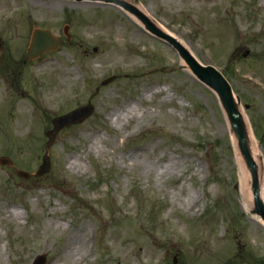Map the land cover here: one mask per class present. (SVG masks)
<instances>
[{
  "label": "rangeland",
  "instance_id": "rangeland-1",
  "mask_svg": "<svg viewBox=\"0 0 264 264\" xmlns=\"http://www.w3.org/2000/svg\"><path fill=\"white\" fill-rule=\"evenodd\" d=\"M126 1L222 72L263 189L264 4ZM37 28L63 44L27 59ZM0 46V264H264L222 103L168 42L105 1L0 0ZM89 102L50 142L52 120Z\"/></svg>",
  "mask_w": 264,
  "mask_h": 264
},
{
  "label": "water",
  "instance_id": "water-1",
  "mask_svg": "<svg viewBox=\"0 0 264 264\" xmlns=\"http://www.w3.org/2000/svg\"><path fill=\"white\" fill-rule=\"evenodd\" d=\"M80 1V0H79ZM105 2L116 3L127 11L136 16L145 26L146 30L154 36L168 42L179 54L181 59L188 65L192 73L205 85L214 90L222 103L226 112L230 126L237 139V145L241 156L244 158L246 166L251 175V190L253 195L252 213L258 215L264 221V201L260 195V181L257 170L256 161L253 159L248 147V134L245 128L243 118L238 110L239 99L234 97L232 88L226 78L213 66L203 65L199 60L184 46L178 39L169 33L164 32L152 21L144 12H142L134 4L125 0H101ZM63 44V40L54 36L48 29L37 28L33 32L32 41L26 53L28 59L40 57L43 53L55 50ZM3 50L0 49V58ZM113 79V78H112ZM108 80L106 83L111 81ZM94 112L93 105L89 102L87 105L76 108L67 114L58 116L53 119V129L49 130L47 136L50 142H53L56 135L64 128H68L74 124H79L89 118ZM9 158L2 159V162L8 161ZM51 162L48 155H44L43 163L36 172L37 176L44 175L49 172ZM19 175L23 178H29L30 174L19 171ZM32 264H46V256L40 255L34 259Z\"/></svg>",
  "mask_w": 264,
  "mask_h": 264
},
{
  "label": "bare ground",
  "instance_id": "bare-ground-1",
  "mask_svg": "<svg viewBox=\"0 0 264 264\" xmlns=\"http://www.w3.org/2000/svg\"><path fill=\"white\" fill-rule=\"evenodd\" d=\"M261 4L262 5L264 4V0H261ZM159 27L162 29L161 26H159ZM61 72H62V74L65 73L63 70ZM214 93H215V91H214ZM234 95L236 96L235 92H234ZM0 96H1V91H0ZM238 110L240 112L241 117L243 118L245 128H246V131L248 134V147H249V150L251 152V155L255 161L259 162L260 159L262 158V151L259 147V144H258L256 138L253 135L252 127L250 124V119H249L247 113L243 110V107L241 104L238 105ZM224 113H225L226 125L224 124L220 128L223 130V133H229L230 142H231L233 149H234V152H235V157H236L235 161H236V164L238 165L239 183H240L241 189H243L244 194L247 195L246 187L248 186V178H249L248 172L246 171L245 167L243 166V163H242L241 158H240V151H239V148L237 145V139H236L231 127H230L226 112L224 111ZM251 193H252V190H251ZM260 195L264 201V188L260 189ZM248 202L245 201L242 205L243 210L246 211L247 213H248V211L251 210V204H249ZM11 215L14 216V218L19 216L18 214H14V213H12ZM253 219L256 220L261 226L264 227V221L258 215L254 214Z\"/></svg>",
  "mask_w": 264,
  "mask_h": 264
}]
</instances>
